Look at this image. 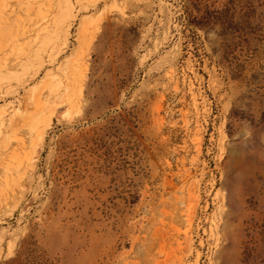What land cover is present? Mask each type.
<instances>
[{
    "label": "rangeland",
    "instance_id": "rangeland-1",
    "mask_svg": "<svg viewBox=\"0 0 264 264\" xmlns=\"http://www.w3.org/2000/svg\"><path fill=\"white\" fill-rule=\"evenodd\" d=\"M0 264H264V0H0Z\"/></svg>",
    "mask_w": 264,
    "mask_h": 264
}]
</instances>
